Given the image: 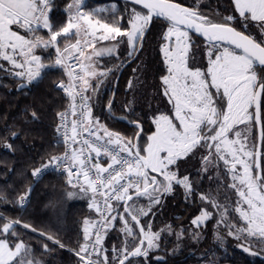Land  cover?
Instances as JSON below:
<instances>
[{
	"label": "snow or ice",
	"instance_id": "1",
	"mask_svg": "<svg viewBox=\"0 0 264 264\" xmlns=\"http://www.w3.org/2000/svg\"><path fill=\"white\" fill-rule=\"evenodd\" d=\"M200 7L198 0H127L122 9L65 0L57 15L56 0H0V72L19 80L21 89L53 70L63 77L55 85L67 100L56 114L62 151L31 168L33 182L48 172L65 176L67 197L87 198L95 216L82 218L76 247H68L59 238V213L47 230L0 213V264H44L37 250L51 253L49 242L71 252L75 264H150L162 233L172 232L171 225L154 230L150 218L177 186L186 200L202 205L193 226L207 230L215 221L221 248L232 238L243 253L264 254V0H232L231 14L219 21ZM157 20L163 31L155 89L163 108L138 114L133 98L122 106L125 115L115 117L114 98L107 104L112 119L130 126L128 135L101 122L94 108L104 80L140 60ZM194 35L203 38L202 47ZM106 57L119 63L106 67ZM142 64L132 69L127 91L139 82ZM31 117L37 119V112ZM4 147L14 151L11 143ZM193 159L200 184L181 171ZM204 178L215 189L198 192ZM33 191L28 184L14 199L0 192V202L24 213ZM114 232L119 243L107 246ZM184 232L176 234L178 240ZM25 233L40 240H26ZM200 238V232L191 233L194 241Z\"/></svg>",
	"mask_w": 264,
	"mask_h": 264
},
{
	"label": "trees",
	"instance_id": "2",
	"mask_svg": "<svg viewBox=\"0 0 264 264\" xmlns=\"http://www.w3.org/2000/svg\"><path fill=\"white\" fill-rule=\"evenodd\" d=\"M182 2L187 4L192 0H182ZM64 3L65 0H56L55 12L57 15L62 11ZM88 3L90 7H106L115 3L122 9L126 2L88 0ZM198 3L201 6L200 11L211 19L219 21L223 16L231 14L230 0H198ZM101 17L108 18V14L102 13ZM162 31L161 23L158 20L154 21L151 30L146 34L140 60L131 66L126 65L122 70L113 96L112 116H124L122 106L133 98L136 101L138 114L151 115L150 106L153 109L157 106L163 108V101L156 95L155 89V74L161 67L162 59L159 53ZM193 39L197 45L203 43L195 36ZM121 57L123 58L122 50ZM141 61L143 62L142 72L138 73L140 80L134 85L133 91H127V83L132 77V69ZM101 63L106 67H113L119 61L106 57ZM117 73L118 71L109 76L101 85L100 100L94 108V115L98 116L101 122L106 123L109 128L130 135L132 132L130 126L122 119H112L107 112L108 101L113 99V85ZM62 78L59 70H53L42 80L21 89L18 87L19 80L0 72V192H7L9 199H14L28 184H33L34 188L27 212L21 213L18 207L0 202V213L10 218L21 217L24 221L33 223L38 229L43 230H47L48 221L54 219L59 213L62 217L59 238L66 246L76 247L80 221L84 217L95 218L87 207L88 202L80 197L71 199L67 197L66 193L71 189L66 185V177L63 175L48 172L42 179L34 183L30 174L31 168L38 166L47 154L61 152V148L53 146L52 141L56 138V114L66 104V100L54 88L55 81ZM32 111L37 112V119H32ZM133 118L129 117V119ZM145 127L147 128L148 125L146 124ZM11 132H16L18 135L13 138ZM6 143H11L14 151L6 149L4 147ZM198 167L196 159H193L182 165L181 171L184 174L190 173L193 181L200 184V177L196 175ZM215 187V183L210 184L208 179L204 178L202 187L197 191L206 192L209 188L215 189ZM12 189H15V192ZM49 202H59L58 207L55 209L45 207ZM201 207L198 199L189 198L186 200L184 190L179 186L174 189L172 194L164 197L161 208L150 219L154 224V230L171 225L172 232L162 233L161 247L150 254V264H203L211 260H215L216 264H264V254L255 257L249 256L235 247L236 241L232 238H228L224 248H221L213 234L215 221L207 225V230L193 226L191 220L199 214ZM181 228L185 229V232L183 238L178 240L176 234L180 232ZM18 230H20L19 227ZM194 231L201 233L199 241L191 239V233ZM221 234L223 235V232ZM117 237L118 232L110 233L107 246L119 243ZM24 238L34 243L40 240V237L32 233H25ZM49 247L53 249L51 253L42 254L37 250V255L44 264H75V257L71 252L54 247L50 242ZM158 256L164 259L157 260Z\"/></svg>",
	"mask_w": 264,
	"mask_h": 264
},
{
	"label": "built area",
	"instance_id": "3",
	"mask_svg": "<svg viewBox=\"0 0 264 264\" xmlns=\"http://www.w3.org/2000/svg\"><path fill=\"white\" fill-rule=\"evenodd\" d=\"M60 80V79H59ZM59 80H57V81H55V83H54V88L55 89H57V91L62 95V97L66 100V98H65V95H64V93L62 92V90H60V89H58L55 85L59 82ZM66 104H67V100H66ZM65 104V105H66ZM65 107V106H64ZM63 107V108H64ZM63 108L61 109V110H63ZM60 110V111H61ZM57 123H58V120H57V117H56V123H55V129H56V125H57ZM57 133H56V138L52 141V145L53 146H55V147H57L56 145H57ZM58 147H60V146H58ZM61 148V151H62V147H60ZM53 173H56V172H53ZM56 174H59V173H56Z\"/></svg>",
	"mask_w": 264,
	"mask_h": 264
},
{
	"label": "water",
	"instance_id": "4",
	"mask_svg": "<svg viewBox=\"0 0 264 264\" xmlns=\"http://www.w3.org/2000/svg\"><path fill=\"white\" fill-rule=\"evenodd\" d=\"M120 1H125V2H127V0H120ZM194 36H195V35H194ZM195 37H197V36H195ZM197 38H199L200 40H202V41L204 42V40H203L202 37H197ZM124 67H126V64H124V65L120 68V70L118 71L117 76H116V78H115V80H114L113 92H112V98H113V96H114V94H115V89H116V86H117V82H118L119 76H120L122 70L124 69ZM123 121H125V120H123ZM125 122H126V121H125Z\"/></svg>",
	"mask_w": 264,
	"mask_h": 264
},
{
	"label": "rangeland",
	"instance_id": "5",
	"mask_svg": "<svg viewBox=\"0 0 264 264\" xmlns=\"http://www.w3.org/2000/svg\"><path fill=\"white\" fill-rule=\"evenodd\" d=\"M231 1V3H232V0H230ZM202 47V46H201ZM6 67H7V65H5ZM76 198V197H75ZM82 200H85V201H87L88 202V200H87V198H81ZM203 264H208V263H203Z\"/></svg>",
	"mask_w": 264,
	"mask_h": 264
},
{
	"label": "flooded vegetation",
	"instance_id": "6",
	"mask_svg": "<svg viewBox=\"0 0 264 264\" xmlns=\"http://www.w3.org/2000/svg\"><path fill=\"white\" fill-rule=\"evenodd\" d=\"M203 1V0H202ZM202 4V3H201ZM205 10V9H204ZM202 41V40H201ZM203 42V41H202ZM204 42L203 43H200L199 46H203Z\"/></svg>",
	"mask_w": 264,
	"mask_h": 264
}]
</instances>
